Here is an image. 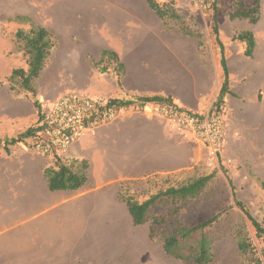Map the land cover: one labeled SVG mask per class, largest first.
Returning <instances> with one entry per match:
<instances>
[{"label": "crops", "instance_id": "1", "mask_svg": "<svg viewBox=\"0 0 264 264\" xmlns=\"http://www.w3.org/2000/svg\"><path fill=\"white\" fill-rule=\"evenodd\" d=\"M78 8L84 15L92 10L83 1ZM94 10L101 14L100 3ZM260 12L256 24L242 29L254 37L250 57L240 42L229 52L225 45L228 92L222 101L227 136L222 153L242 166L261 164L264 173V0ZM110 36L105 45L98 49L92 45L90 50L95 62L102 49L114 51L123 73L117 77L112 61L103 72L113 75L110 85L90 89V95H160L195 112L209 109L218 98L222 70L217 53L214 50L209 62L194 37L169 39L150 28L115 29ZM35 117L29 93L15 92L8 83L7 88L0 85V140L16 138ZM17 143L7 145V151L0 148V264H76L70 237L64 236L63 241L60 235L61 221L51 220L55 211L59 215L74 197L103 194L102 189L116 188L124 180L188 171L199 161L187 135L169 128L162 119L133 114L101 126L69 147L71 162L87 161L86 181L76 190L49 191L44 178L48 159L17 148ZM45 213L52 214L47 219ZM41 244L47 249L42 251ZM42 252H51V259L43 258ZM84 260L91 264L92 258L85 255Z\"/></svg>", "mask_w": 264, "mask_h": 264}, {"label": "rangeland", "instance_id": "2", "mask_svg": "<svg viewBox=\"0 0 264 264\" xmlns=\"http://www.w3.org/2000/svg\"><path fill=\"white\" fill-rule=\"evenodd\" d=\"M81 1L88 3L92 8L85 15L78 8V2ZM81 1L0 0V85L7 88L8 75L12 69L26 68L25 57L22 51L18 50L14 33L18 29L28 30L29 23L13 21L16 15H26L36 24L45 27L54 43L44 68L35 80V93L39 101L55 99L69 91L91 94L90 89L107 88L113 75L98 70L94 65V53L90 47L94 45L98 49L105 45L111 38V30L115 29L150 28L166 38L173 39L182 35L180 25L182 26L183 22L190 31L199 35L194 39L200 43L202 54L209 62L212 60L215 45L210 33L211 10L200 0H155L159 4L172 1L182 16V22L169 20L166 23L157 18L145 0ZM234 1L220 0L217 5L219 38L223 44L228 45V52L238 43L233 40L235 34L249 25L245 19L228 18ZM243 1L247 5L252 2ZM98 3L101 14L94 10ZM260 44L262 45V37ZM111 63L107 66H112ZM104 96L123 100L134 97L129 92L117 97ZM133 114L158 118L150 116L144 108L134 105L122 110L119 118ZM36 119L37 116L31 127L35 126ZM188 137L195 144L199 155V161L193 169L171 175H155L146 180H124L116 188L102 189L103 194L74 197L71 205L61 208L59 215L55 211L51 220L61 221L60 235L63 241L64 236L70 237L68 240L72 244L71 252L76 255V264H89L90 261L84 260L85 255L91 256V264H195L166 255L163 239L175 223L191 226L217 213H220L219 218L208 232L213 240V257L209 264H253L238 252V233L251 241L254 255L261 257L263 245L256 238L255 230L247 216L233 203L232 193L256 221L264 223V191L259 185L260 181L264 180V173L260 171L263 165L242 166L228 159L232 156L227 157L222 150L212 160L201 144ZM29 142L30 139L27 138L14 146L35 154L29 149ZM45 158L50 165L54 164L53 157ZM59 158L65 164L71 163L66 152ZM209 174L211 179L202 194L178 202L176 205L179 210L176 214L170 212L172 205L156 202L151 207L150 215L163 219L158 225H154L151 218L142 225H134L124 203L117 196L121 188L125 194L141 202L168 186H177L193 177ZM107 191L111 193L104 194ZM50 214L45 213L44 218L48 219ZM40 247L42 251L47 249L46 244H41ZM48 247L51 249L53 245ZM43 254L46 256H42ZM51 255V252L41 254L47 259H51L48 258ZM261 260L264 264L262 258Z\"/></svg>", "mask_w": 264, "mask_h": 264}, {"label": "trees", "instance_id": "3", "mask_svg": "<svg viewBox=\"0 0 264 264\" xmlns=\"http://www.w3.org/2000/svg\"><path fill=\"white\" fill-rule=\"evenodd\" d=\"M149 8L155 13L158 19L166 23L169 20L181 21L182 16L179 15L172 1L163 4L157 3L155 0H145ZM211 10L210 16V33L214 39V50L217 53L218 63L222 70L221 86L218 98L212 103L211 110L216 114L223 115L224 104L222 101L223 95L228 92V71L226 66V51L225 44L219 38V23L217 8L220 0H200ZM230 20L242 18L247 20L248 23L254 24L260 18V0H252L250 5L244 3L243 0H235L232 3L231 10L228 14ZM18 23H29V29H18L14 33V40L17 44L18 50L22 51L25 57L26 68H14L8 77L10 89L19 92L25 91L33 98V105L36 109V116L40 115V101L36 99L35 93V80L39 77L42 69L44 68L51 49L54 45L51 34L49 31L33 22L26 15H16L12 19ZM182 22V21H181ZM181 34L189 37H199L193 31H190L182 22L180 25ZM233 40L242 43L244 47V54L248 57L252 55L254 48V37L250 30L238 31ZM200 45V43L198 42ZM116 63V75L119 76L123 73V66L118 61V56L114 51L109 49H102L100 58L94 62V65L100 72H106L111 62ZM100 67V68H99ZM119 85V81H118ZM109 101L116 108L128 107L130 105L142 106L146 103L154 104H173V99L163 97L160 95H134L132 100H123L117 98H109ZM34 127L28 128L21 133L18 137L12 139L0 140V148L7 151V145L16 142H23L25 139L30 138L33 134ZM54 164L44 169V178L49 191L56 190H76L80 188L86 181V170L88 168L87 161L75 160L70 164H65L60 161L59 157H54ZM211 179V175H199L193 177L186 182L177 186H168L162 191L150 195L145 200L138 202L130 195L120 188L117 196L124 203L128 214L131 217L134 225H142L149 218L152 219L154 225L163 222L162 218L151 217V207L158 201L172 205L171 213L176 214L179 207L176 205L180 201L193 199L199 197ZM260 188L264 191V180L260 181ZM233 203L247 216L251 225L255 230L256 238L262 243L261 257L254 255L252 243L243 234L237 235V248L239 254L246 258L247 261L253 264H262L264 261V223L256 221L249 212L245 209L243 204L235 198L232 193ZM220 213L212 217L198 222L191 226H186L180 223H175L171 230L166 234L163 239V250L166 255L184 261H192L195 264H209L212 260V238L208 235L209 229L212 224L218 220ZM153 233V229L150 230Z\"/></svg>", "mask_w": 264, "mask_h": 264}, {"label": "built area", "instance_id": "4", "mask_svg": "<svg viewBox=\"0 0 264 264\" xmlns=\"http://www.w3.org/2000/svg\"><path fill=\"white\" fill-rule=\"evenodd\" d=\"M109 98L69 91L55 99L40 101V115L29 138V149L42 157H59L101 126L118 119L122 110L129 107L116 108ZM134 107L144 108L150 116L164 120L169 128L192 137L212 160L223 148L227 136L225 120L211 108L195 112L175 102Z\"/></svg>", "mask_w": 264, "mask_h": 264}]
</instances>
